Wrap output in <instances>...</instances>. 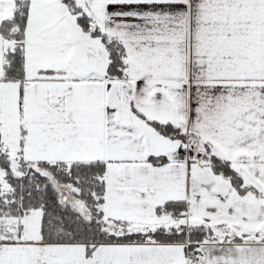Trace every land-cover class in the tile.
<instances>
[{
  "label": "snow or ice",
  "instance_id": "snow-or-ice-1",
  "mask_svg": "<svg viewBox=\"0 0 264 264\" xmlns=\"http://www.w3.org/2000/svg\"><path fill=\"white\" fill-rule=\"evenodd\" d=\"M0 264H264V0H0Z\"/></svg>",
  "mask_w": 264,
  "mask_h": 264
}]
</instances>
